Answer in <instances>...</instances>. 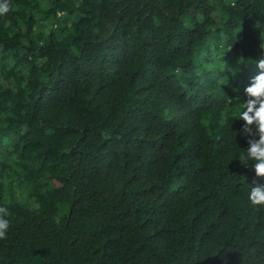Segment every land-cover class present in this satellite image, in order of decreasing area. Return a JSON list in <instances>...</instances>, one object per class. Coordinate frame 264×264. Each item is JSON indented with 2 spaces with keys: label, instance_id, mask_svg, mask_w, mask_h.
Returning a JSON list of instances; mask_svg holds the SVG:
<instances>
[{
  "label": "trees",
  "instance_id": "16d2710c",
  "mask_svg": "<svg viewBox=\"0 0 264 264\" xmlns=\"http://www.w3.org/2000/svg\"><path fill=\"white\" fill-rule=\"evenodd\" d=\"M262 55L264 0H11L0 264H264L233 116Z\"/></svg>",
  "mask_w": 264,
  "mask_h": 264
},
{
  "label": "clouds",
  "instance_id": "9594fccd",
  "mask_svg": "<svg viewBox=\"0 0 264 264\" xmlns=\"http://www.w3.org/2000/svg\"><path fill=\"white\" fill-rule=\"evenodd\" d=\"M11 10V0H0V16ZM239 64H245L243 57ZM258 74L252 78L245 88L247 99L233 109L234 120L243 121L241 134L249 137L248 147L241 151L239 161L251 164L255 180L248 192V201L253 207H264V55L256 62ZM9 207L0 205V240L7 239L10 227Z\"/></svg>",
  "mask_w": 264,
  "mask_h": 264
}]
</instances>
